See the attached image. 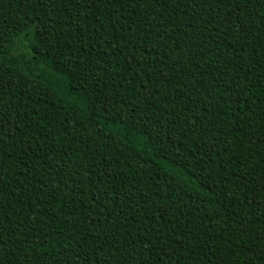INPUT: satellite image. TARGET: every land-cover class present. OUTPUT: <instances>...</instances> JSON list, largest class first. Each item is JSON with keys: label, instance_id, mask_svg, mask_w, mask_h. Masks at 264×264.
<instances>
[{"label": "trees", "instance_id": "1", "mask_svg": "<svg viewBox=\"0 0 264 264\" xmlns=\"http://www.w3.org/2000/svg\"><path fill=\"white\" fill-rule=\"evenodd\" d=\"M0 264H264V0H0Z\"/></svg>", "mask_w": 264, "mask_h": 264}]
</instances>
